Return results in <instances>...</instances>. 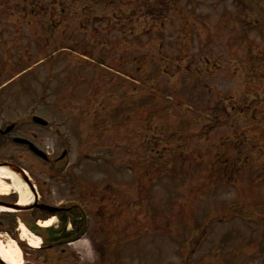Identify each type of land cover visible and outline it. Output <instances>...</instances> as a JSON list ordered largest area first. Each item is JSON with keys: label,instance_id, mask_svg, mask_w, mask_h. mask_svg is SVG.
I'll list each match as a JSON object with an SVG mask.
<instances>
[{"label": "rangeland", "instance_id": "obj_1", "mask_svg": "<svg viewBox=\"0 0 264 264\" xmlns=\"http://www.w3.org/2000/svg\"><path fill=\"white\" fill-rule=\"evenodd\" d=\"M10 80L68 150L43 202L89 215L26 225L22 264H264V0H0Z\"/></svg>", "mask_w": 264, "mask_h": 264}, {"label": "flooded vegetation", "instance_id": "obj_2", "mask_svg": "<svg viewBox=\"0 0 264 264\" xmlns=\"http://www.w3.org/2000/svg\"><path fill=\"white\" fill-rule=\"evenodd\" d=\"M136 2V1H135ZM139 4L145 5L146 0H138ZM8 88L6 86L0 85V165L3 164H10L16 169H20L28 174L30 179L35 184V178L33 176L32 166L34 164L35 158L39 156L36 154L33 148L37 147L44 153L48 154V158L43 160L45 162V166L51 171L52 174H59L62 173L63 175L67 173L68 175H64L66 179L68 176H71L73 172L71 169H60L63 161L66 159H61V157L55 155L54 152H50L48 148L43 145V140H40V135H38L34 130L33 127L38 126L41 128L40 125H36L33 117L35 116V110L32 104L28 105L27 107H22V105L27 103H20L18 100V92L11 91L7 92ZM23 110V113H21ZM22 114V115H21ZM67 151V150H66ZM40 157V156H39ZM23 158L26 160V164L23 162ZM41 158V157H40ZM42 159V158H41ZM72 173V174H71ZM74 176V175H72ZM89 185V184H88ZM90 186V185H89ZM39 191V190H38ZM41 193V202L44 201L43 195L47 193L46 190H40ZM92 194H95V191L92 190ZM83 195V194H82ZM81 195V196H82ZM80 198L78 200H81ZM18 195L13 192L10 193L7 197L0 196V202L7 203L9 205H16L18 203ZM72 205L69 206V203L61 202L59 205L62 207V221L64 226L67 225V221L73 217H81L79 220V229L76 233L70 236H76L83 230L85 217V212L83 211V215L79 213L77 210L73 208V206H77L76 203H71ZM30 211V210H26ZM36 208L31 210V220H28L30 224L34 223V212ZM20 212H17V214ZM72 213V214H69ZM19 215L12 216L8 215L4 219L6 221H0V226L7 227L10 229H14L16 232L18 229L16 227V219ZM68 219V220H67ZM82 224V225H81ZM66 230V227H65ZM75 231V230H74ZM113 264V263H109Z\"/></svg>", "mask_w": 264, "mask_h": 264}, {"label": "bare ground", "instance_id": "obj_3", "mask_svg": "<svg viewBox=\"0 0 264 264\" xmlns=\"http://www.w3.org/2000/svg\"><path fill=\"white\" fill-rule=\"evenodd\" d=\"M16 192L19 197V205L22 207H28L33 203L34 196L26 185L25 181L21 176L6 167L0 168V195H8L9 193ZM2 212H13V210L0 206V213ZM55 217L42 223L44 228H50L54 225ZM21 237L24 241L28 242L31 247L39 248L42 244V239L30 232L26 225L23 223L20 225ZM0 257L7 264H22L23 254L22 250L15 240H10L9 243L5 244L0 240Z\"/></svg>", "mask_w": 264, "mask_h": 264}, {"label": "water", "instance_id": "obj_4", "mask_svg": "<svg viewBox=\"0 0 264 264\" xmlns=\"http://www.w3.org/2000/svg\"><path fill=\"white\" fill-rule=\"evenodd\" d=\"M35 121L37 123H41V124H44V125L47 124V122H45L40 117H35ZM34 149H35L36 152L40 153L43 157H46L45 154H43L42 152H40L37 148H34ZM8 166H10V165H8ZM12 169L15 170V171H17V169H14V168H12ZM29 185H30L31 189H33L32 184L29 183ZM36 198H37V194H36ZM0 205H4V206H7V207H13V208L19 209V210L21 209L19 206H10V205H7V204L1 203V202H0ZM37 206H39L40 208L48 209L51 212H57L58 211V208L51 207V206H47V205H38L37 204ZM0 264H7V263L0 257Z\"/></svg>", "mask_w": 264, "mask_h": 264}, {"label": "trees", "instance_id": "obj_5", "mask_svg": "<svg viewBox=\"0 0 264 264\" xmlns=\"http://www.w3.org/2000/svg\"><path fill=\"white\" fill-rule=\"evenodd\" d=\"M218 162H219V161H218ZM220 163H221V162H220ZM222 164H223V162H222ZM215 165H217V164L215 163ZM220 170H221V169H218V172H219ZM220 174H221V173H220ZM222 179H223V178H222ZM227 179L230 180L231 177H227ZM43 214H44V215L46 214V216H47V213H46V212H44ZM44 215H37L36 218H37V219H38V218H41L40 216H44ZM35 227H36V226H34V230H35V232H36L37 230L35 229ZM60 232H61V231H60ZM54 233H55V231L52 233V235H54ZM45 245H46V243H45ZM43 246H44V245H43ZM46 246H47V245H46ZM43 248H44V247H43Z\"/></svg>", "mask_w": 264, "mask_h": 264}]
</instances>
